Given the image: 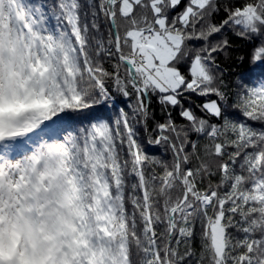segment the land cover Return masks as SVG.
<instances>
[{
	"label": "snow or ice",
	"instance_id": "snow-or-ice-1",
	"mask_svg": "<svg viewBox=\"0 0 264 264\" xmlns=\"http://www.w3.org/2000/svg\"><path fill=\"white\" fill-rule=\"evenodd\" d=\"M0 264H264V0H0Z\"/></svg>",
	"mask_w": 264,
	"mask_h": 264
},
{
	"label": "trees",
	"instance_id": "trees-1",
	"mask_svg": "<svg viewBox=\"0 0 264 264\" xmlns=\"http://www.w3.org/2000/svg\"><path fill=\"white\" fill-rule=\"evenodd\" d=\"M245 67H246V65H244V64H240L238 67L235 64H233V66H232L234 73L239 72V71H243L245 69Z\"/></svg>",
	"mask_w": 264,
	"mask_h": 264
}]
</instances>
